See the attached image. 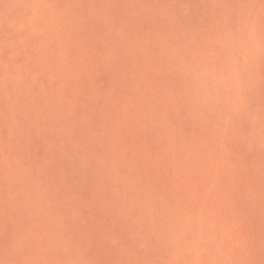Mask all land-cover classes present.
Here are the masks:
<instances>
[{
	"label": "rangeland",
	"instance_id": "rangeland-1",
	"mask_svg": "<svg viewBox=\"0 0 264 264\" xmlns=\"http://www.w3.org/2000/svg\"><path fill=\"white\" fill-rule=\"evenodd\" d=\"M0 264H264V0H0Z\"/></svg>",
	"mask_w": 264,
	"mask_h": 264
}]
</instances>
